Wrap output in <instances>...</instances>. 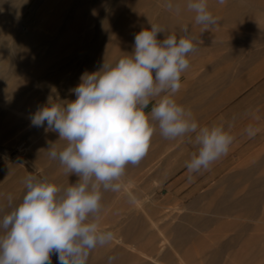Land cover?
Instances as JSON below:
<instances>
[{"label":"rangeland","instance_id":"obj_1","mask_svg":"<svg viewBox=\"0 0 264 264\" xmlns=\"http://www.w3.org/2000/svg\"><path fill=\"white\" fill-rule=\"evenodd\" d=\"M2 1L11 2L0 8V16L7 15V29L0 24V40L6 38L8 25L14 23H22L25 33L34 28L50 37L59 26L66 31L76 27L75 16L65 22L72 11V0ZM136 2L141 4L137 20L147 29L166 13L184 22L188 33L196 36L193 39L196 51L187 57L190 66L182 73V86L174 99L191 110L201 126L224 125L234 142L226 156L208 170L193 173L189 179L185 162L197 150L196 146L187 137L164 139L157 128L144 159L137 166L126 167L121 190L103 193L98 223L102 230L112 231L114 238L105 246H97L87 264H107L109 256L116 257L113 264H264V1L226 0L221 5L217 0H208V9L217 23L205 30V26L195 22L193 12L168 10L167 0H99V12L88 19L91 35L87 46H95L101 61L115 62L124 53V36H100L103 11L121 5L126 12ZM227 11L238 14L227 17ZM231 40L237 45L230 46ZM7 41L13 46L12 39ZM2 47L0 43V72H11H7L11 79L5 86L8 83L23 89L28 82L32 92L39 93L31 113L23 114L20 110L13 114L24 126L0 142V159L7 153L19 157L21 152L14 149L21 140L34 143L38 149L33 152L38 153L59 139L57 133L45 132L41 127V135L35 133L30 139L25 138L35 127L29 120L49 98L56 102L73 100L72 94L63 96L61 89L69 82V75L74 76L78 64L83 67L89 64L83 60L84 51L75 53L58 47L51 49L48 45L36 51L40 60L30 63L23 54ZM49 53L51 62L46 59ZM99 69L95 67L91 72ZM48 75L54 77V83L45 88L43 79ZM77 80L79 84L80 78ZM7 93L1 98H8ZM46 93L51 96L47 98ZM25 102L19 103L24 106ZM150 108L151 104L146 111ZM249 125L255 129L251 137L245 132ZM8 141L13 142V148L2 151ZM44 158L19 163L12 172L34 174L50 165L51 171L40 179L61 188L78 180L74 174H66L59 161L56 164L48 154ZM1 167L0 177L6 169ZM2 178L0 188L8 183L0 191V208L7 207L12 200L22 202L17 193L26 187V178L13 177L12 173ZM10 211L8 208L5 214ZM52 264H58L55 254Z\"/></svg>","mask_w":264,"mask_h":264},{"label":"clouds","instance_id":"obj_2","mask_svg":"<svg viewBox=\"0 0 264 264\" xmlns=\"http://www.w3.org/2000/svg\"><path fill=\"white\" fill-rule=\"evenodd\" d=\"M165 7L173 10L172 0ZM186 7L205 30L217 23L208 0H187ZM164 32L151 24L150 30L136 33L131 54L114 64L104 60L98 71L81 75L70 90L75 100L49 98L32 114L33 126L66 142L62 149L51 143L48 155L78 180L61 188L47 179L26 178L22 202L0 218V264H52L53 254L58 264H87L97 246L114 238L98 223L103 193L121 190L126 167L144 159L157 128L164 139L187 137L196 146L185 162L189 179L228 154L234 137L225 126H201L174 99L190 66L187 57L196 51L193 39L167 35L159 40ZM182 32H188L187 26ZM245 132L255 135L251 125ZM115 260L109 256L107 264Z\"/></svg>","mask_w":264,"mask_h":264},{"label":"bare ground","instance_id":"obj_3","mask_svg":"<svg viewBox=\"0 0 264 264\" xmlns=\"http://www.w3.org/2000/svg\"><path fill=\"white\" fill-rule=\"evenodd\" d=\"M12 1H14V0H12ZM98 1L99 0H72L70 2V7H71L72 11L66 15V21L65 22L70 21L75 16L76 27L74 29H72L71 31H66L63 26L62 27L59 26L54 30L55 34L52 37L48 36L47 34L42 33L38 29L36 30L34 28L29 29V31L25 33L26 30L23 31V27L21 26L22 23L21 24L19 23L20 25H18V24L15 25V23L12 22V23H14V25H12V26L8 25V30H7L8 35L6 36V38L3 37L0 40V43H3L2 49L3 50H9V51L13 50V51H17V52L23 54L28 59V61L30 63H37L40 60L41 56L37 55L36 51L39 50L40 48L45 49L46 46H48V45H50L52 47L51 49L58 47L62 50L67 49V50L73 51L75 53H77L79 51H84L83 52L84 54L82 55L83 60L87 64L88 63L89 64L87 66H84V67L82 66V63H80V62H79L80 65L76 64L77 67L75 66L76 68H75L74 76L71 78V76L73 74H71V76L69 75V77H70V79L68 78L69 82H66V85L63 83L64 87H62V89H61V92L62 91L64 92L63 96H66V95L68 96L69 94H72L73 95L72 99L75 100L76 99L75 94L72 93L70 90L78 85L77 79L80 78L84 72H86V71L91 72L93 69H95V67L100 68L103 64V61H101L98 58V56H96L95 46H93V47L87 46V38L91 35V29H90L89 24H88V19L93 18L99 12V3H97ZM252 1L255 2L257 0H251V2ZM261 1H264V0H261ZM10 2L11 1H8V3H4L2 0H0V8H5L4 6L9 5ZM172 3L174 5V8H175V6L179 7V13H182V12L190 13L189 11L187 12V10H185L186 2L184 0H172ZM140 5L141 4L136 2V4H134L126 12L122 10L121 5H116V7L112 8L110 10L103 11V13H102V18H101V21L99 23V26L102 27V29L100 31V36L103 38H107V37H111V36H114V37H121V36L123 37L124 36L123 37L124 41L122 42V50L124 51V53H123V55H121V57H123L127 54H131L133 52L135 34L139 31L143 30V29H147L143 25L139 24V22L137 20V19H139V12L138 11L140 9ZM209 5L210 4L208 3V6ZM18 6H19V4H18ZM237 14H238L237 11L236 12L235 11L234 12L233 11H227L225 13V15L227 17H232V16L237 15ZM5 16H7V15H5ZM5 16H3V15L0 16V24H1L2 28L7 29V27H6L7 21L5 20L6 19ZM155 24H157V25L161 26L163 29H165L164 33L158 34L157 38L159 40L164 39L165 36H167V35H176V37L178 39L182 35H188L192 39H194L196 37L195 35L190 34L188 32L187 33L182 32V29L184 28V26H187V25L184 22L180 21L176 16H171L169 14L163 13L161 15L160 19ZM26 25H28V24H26ZM188 31H189V28H188ZM9 39L13 40V46L9 45V43L7 41ZM234 41L231 40L229 42V45L230 46H236L237 43ZM77 55H79V54H77ZM46 59L49 60V62H51L52 56L50 53H49V55H47ZM77 59H78V57H77ZM0 60H1V57H0ZM118 60H116L115 62H117ZM74 62H76V61H74ZM109 62L113 63V64L115 63V62H111V61H109ZM67 65L68 64H66V66ZM66 66H64V67H66ZM58 70H60V69H58ZM63 70H65V69H63ZM54 71L57 72V70H54ZM7 72H9V71H7ZM7 72H5V73L0 72V142L5 140L8 135L17 133L24 126V123L22 122V120L15 117L13 114L15 112L18 113V111H20V110H22V112H24L23 114L31 113L35 107L34 106L35 102H36L35 96L39 93V91H37V90H34L32 92V90H31L32 85L29 84L28 82L24 83V85L22 87L23 89H21L17 85L16 86H14V85L10 86L8 83L5 86V83L11 79V74H9L11 72H9V73H7ZM42 72H43V70L41 68L38 71V73L41 74ZM51 75H52V73H51ZM61 79L63 80V78H61ZM43 80H44L43 84H44L45 88H50V86H52L54 83V77H52L50 75H48V77L44 78ZM2 85L4 88H1ZM6 91L9 92V93H7L9 95V97L6 99H2L3 97L1 98V96L4 95V93H6ZM27 91H29L31 94L30 93L27 94ZM45 95L47 98L51 96L50 93H46ZM23 101H26L24 106H22L21 103H19V102H23ZM23 114H21V115H23ZM18 115L20 116V113ZM28 116H27V118H28ZM29 121H31V119ZM35 133L41 135L42 130L39 127H34L33 133H31L30 135H27V136L24 135V136H25V138L29 137V139H30L31 136H33V135L35 136ZM17 141H20V140H17ZM26 142H24V141L22 142V140H21V142H18L19 145L16 146V148L14 149L15 151L21 152L19 157L14 158L12 153H7V154H5V156H3V158L0 159V167L5 166L3 168H6V169H4L5 171L3 173L4 174L3 176H7L8 174L12 173L13 177H17V178H21V179L27 178L29 175L35 176V177L40 179L41 177H43L44 175H46L48 172L51 171L50 170L51 167L49 165L48 166L49 168L46 167L43 170H41L40 172H37L34 174L29 172V171H20V170L12 172L13 168L16 165H18L19 163L30 162L36 158H37V160H39L40 158L43 159L44 157L46 158V156L48 154L47 149H48L50 144L46 148L44 147L40 152L34 153L33 151L37 150L38 147H36L35 144L32 142H30V144H27ZM52 143L56 144L57 149H62L66 144L65 141L58 140V139H55L54 142H52ZM12 144H13L12 141H8L4 145V148L2 149V151L9 150L12 147ZM56 161H57L56 164H58V160H56ZM53 166L54 165H52V167ZM1 169H2V167L0 168V170ZM3 176L0 177V181L2 179L4 180V178H2ZM7 183H8V181L6 183H4V186L2 188H0V191H2L6 187ZM125 189H127V187ZM25 193H26V187L22 190H19L17 194L23 198V195ZM17 204H18L17 200H12L7 207L5 206L3 208H0V218L3 217V215L5 214L6 210H8V208L12 209V207L17 205ZM223 204H225V202ZM223 204L220 205V207L222 206V208H223L225 206V205L223 206ZM230 206H232V205L228 204V207H230Z\"/></svg>","mask_w":264,"mask_h":264},{"label":"crops","instance_id":"obj_4","mask_svg":"<svg viewBox=\"0 0 264 264\" xmlns=\"http://www.w3.org/2000/svg\"><path fill=\"white\" fill-rule=\"evenodd\" d=\"M225 179H227V178H225Z\"/></svg>","mask_w":264,"mask_h":264}]
</instances>
